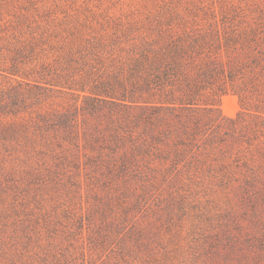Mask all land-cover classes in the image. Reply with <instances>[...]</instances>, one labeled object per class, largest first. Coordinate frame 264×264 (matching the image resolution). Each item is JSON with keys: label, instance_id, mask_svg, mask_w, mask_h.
<instances>
[{"label": "rangeland", "instance_id": "rangeland-1", "mask_svg": "<svg viewBox=\"0 0 264 264\" xmlns=\"http://www.w3.org/2000/svg\"><path fill=\"white\" fill-rule=\"evenodd\" d=\"M169 20L229 36L248 64L243 102L220 95L229 135L173 163L177 131L157 143L135 102L37 95L0 74V264H264V0H0V48L34 36L44 56L97 49L116 71L138 26Z\"/></svg>", "mask_w": 264, "mask_h": 264}, {"label": "trees", "instance_id": "trees-1", "mask_svg": "<svg viewBox=\"0 0 264 264\" xmlns=\"http://www.w3.org/2000/svg\"><path fill=\"white\" fill-rule=\"evenodd\" d=\"M135 31L131 53L125 61L118 59L116 71L105 67L97 49L86 48L88 54L80 51L78 56L73 48L66 56H44L39 51L44 42L32 36L8 45L6 52L0 48V74L37 95L54 89L87 91L84 98L93 103L124 110L129 108L128 102H135L144 119L159 129L157 143L167 145L177 131L175 150L179 151L172 161L189 163L190 153L193 157L201 150L216 148L212 144L215 134L229 135L222 124L225 116L220 110V95L232 88L243 102L247 88H235L236 72L245 76L243 68L249 66L245 64L241 70L234 66L232 39L222 38L218 31L174 25L172 20L138 26ZM255 65L263 69L258 56L253 57L251 72L255 73ZM89 82L91 86H87ZM258 85L253 84L254 91H259ZM240 117L241 112L229 119L237 122ZM256 118L264 126V111ZM228 167L223 164L221 171Z\"/></svg>", "mask_w": 264, "mask_h": 264}]
</instances>
